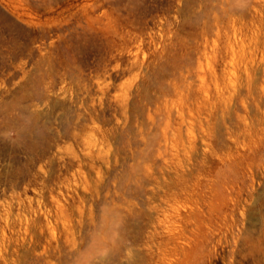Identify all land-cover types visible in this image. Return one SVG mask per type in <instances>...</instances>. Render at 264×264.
Instances as JSON below:
<instances>
[{
    "label": "rangeland",
    "instance_id": "374dc122",
    "mask_svg": "<svg viewBox=\"0 0 264 264\" xmlns=\"http://www.w3.org/2000/svg\"><path fill=\"white\" fill-rule=\"evenodd\" d=\"M0 120V264H264V0H0Z\"/></svg>",
    "mask_w": 264,
    "mask_h": 264
},
{
    "label": "bare ground",
    "instance_id": "6f19581e",
    "mask_svg": "<svg viewBox=\"0 0 264 264\" xmlns=\"http://www.w3.org/2000/svg\"><path fill=\"white\" fill-rule=\"evenodd\" d=\"M5 112V111H4ZM0 122H1V120H0ZM129 251V250H128ZM111 253V252H110ZM109 253V254H110ZM107 255H105V257H106ZM107 257H109L110 258V260L111 259H115V260H117L118 262H119V264H149V263H146L145 262V259L143 258V257H141V256H138V257H136L135 255H131V254H128L127 253V255H124V257L122 258L121 256L119 257V256H117V254H113V252L110 254V255H108ZM108 258V259H109ZM99 259V258H98ZM108 262V261H107Z\"/></svg>",
    "mask_w": 264,
    "mask_h": 264
}]
</instances>
